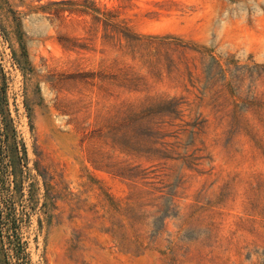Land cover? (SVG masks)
I'll return each instance as SVG.
<instances>
[{
    "label": "rangeland",
    "instance_id": "374dc122",
    "mask_svg": "<svg viewBox=\"0 0 264 264\" xmlns=\"http://www.w3.org/2000/svg\"><path fill=\"white\" fill-rule=\"evenodd\" d=\"M94 9L140 45L119 51ZM0 76L31 264H264V0H0ZM147 96L181 104L126 148L119 111Z\"/></svg>",
    "mask_w": 264,
    "mask_h": 264
},
{
    "label": "trees",
    "instance_id": "16d2710c",
    "mask_svg": "<svg viewBox=\"0 0 264 264\" xmlns=\"http://www.w3.org/2000/svg\"><path fill=\"white\" fill-rule=\"evenodd\" d=\"M94 11L97 13L96 21L105 26V38L114 41V47L119 51H134L140 45L142 39L134 35L122 21H117L116 15L111 11L105 9ZM123 39L125 45L122 44ZM176 41L178 48L192 49L179 38H176ZM217 63L220 73L224 74L225 70L220 62ZM151 71L159 74L156 67H152ZM113 79L120 81L131 91L148 90L145 78L138 77L131 71H116ZM1 82L0 76V264H31L29 241L25 238L24 227L30 221L34 183L30 179L32 175L27 165V148L25 143L17 138L11 118L5 110L6 91ZM180 104V99L157 101L150 96L138 103L127 104L119 111L123 118L114 129L115 141L134 150L137 146L136 136L143 134L138 133L142 123L161 113L175 114ZM250 105L258 111L264 108V101L255 100ZM123 128L125 131L121 132Z\"/></svg>",
    "mask_w": 264,
    "mask_h": 264
}]
</instances>
